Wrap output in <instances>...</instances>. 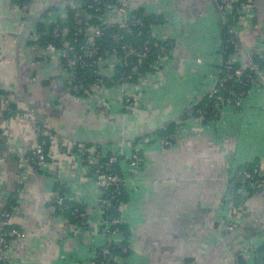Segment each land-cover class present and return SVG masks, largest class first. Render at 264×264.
<instances>
[{
    "label": "crops",
    "instance_id": "obj_1",
    "mask_svg": "<svg viewBox=\"0 0 264 264\" xmlns=\"http://www.w3.org/2000/svg\"><path fill=\"white\" fill-rule=\"evenodd\" d=\"M66 1L28 0L20 10L14 0H0V96L24 108L4 116L13 144L27 157L38 144L37 123L45 122L69 142L120 157L136 149L143 157L139 168L121 163L129 245L124 264H233L240 249H262L255 236L264 230V186L250 192L235 230L223 234L220 224L233 174L264 156V88L242 81L249 59L264 50V0H254V24L239 30L229 57L241 77L229 84L234 96H226L237 104L228 103L207 122L186 111L206 102L223 64L221 20L212 0H131L134 10L162 18L152 36L172 41L173 49L130 110L121 109L117 90L72 97L58 56L40 38L30 39L40 24L45 32L43 14ZM155 134L171 145L154 140ZM47 149L54 159L41 171L19 170L7 149L0 153V209L15 197L14 226L26 234L11 244L7 264H83L105 244L100 195L87 168L65 148ZM64 187L68 201L86 207L84 226L55 210L52 200Z\"/></svg>",
    "mask_w": 264,
    "mask_h": 264
},
{
    "label": "built area",
    "instance_id": "obj_2",
    "mask_svg": "<svg viewBox=\"0 0 264 264\" xmlns=\"http://www.w3.org/2000/svg\"><path fill=\"white\" fill-rule=\"evenodd\" d=\"M113 2L114 4L100 1L96 3L94 11L97 15L95 16L101 21L98 27L91 26L84 21L89 20L90 17L81 10L77 0H67L55 5L54 9L47 13L45 21H42L46 26L43 35L51 39L44 44V48L50 54L58 56L64 83L72 97H78L76 96L78 89L73 85L72 75L73 71L79 67L91 71L96 78L93 84L87 85L90 93L105 92L107 89L104 84H110L112 85L111 90H117L119 104H123L124 109L130 110L141 100L151 80L163 71L164 62L171 57L173 46L171 45V48L169 44L172 41H158L152 36L156 25L148 22L149 13L144 10L140 13L134 12L136 10L131 7V0H114ZM212 3L221 22L227 24V31L230 35L229 45L235 47L239 30L254 24V0H212ZM17 8L24 10L26 7L17 6ZM69 10H72L75 15L74 23L77 27L74 29H71L67 18ZM228 16L232 17L233 23H228ZM113 27L121 32H110ZM143 30L149 31L150 37L154 39L153 43L150 44L148 41L135 43L136 39L142 37ZM29 37L32 41H38L40 34L33 32ZM126 38L132 39L126 40ZM106 39L109 40L110 47L104 46ZM257 55L264 61V50ZM132 60L134 62H131ZM226 64L227 70L224 71V77L222 79L217 77L216 85L208 95L215 112L228 103L237 104V99H228L226 96L228 92L234 96L227 82L240 79L241 72L231 69L230 66L233 64L230 61ZM144 66H147L151 72L141 74L139 70ZM118 68H128V73L118 78L115 72ZM247 68L254 77L247 75L242 81L250 80L264 88V68H260L252 58L249 59ZM134 76L137 80L132 83L131 79ZM129 87L134 89V92H128L126 89ZM13 108L24 110L20 102H16L13 98L7 99L0 96V143L10 155L18 160L19 170L25 171L27 168L36 171L44 170L51 159H54L52 153L49 154L48 149L47 151L45 149L56 147L63 150L65 148L79 157L99 192L98 207L104 213L105 219L103 232L105 244L92 259L83 264H124L123 258L112 251L113 248L119 249L122 254H127L129 251L128 237L124 236L117 226L123 223L124 203L120 202V195L126 188V176L122 174L121 163L124 162L129 170H135L143 164V158L135 148L132 154L120 157L117 152L109 153L102 147L95 145L88 147L82 143L66 141L59 134L50 131L45 122L37 123L35 131L38 144L27 157H24L13 144L9 134V125L5 122L8 120L4 117L5 114L11 112ZM196 113L202 120L206 112L198 109ZM154 140L165 146L171 145L169 139L155 137ZM116 165L120 168V172L115 169ZM3 167H5L4 161L0 157V169ZM228 185L223 202L224 217L220 224V231L223 234L232 232L238 227L244 212L245 201L250 192L264 186V156L250 168L235 172ZM66 200H68L67 187H64L62 193L56 194L52 200L57 212L64 213L68 210ZM69 215L75 225L84 226L86 224V207L75 206L69 210ZM14 216L12 208L10 210L0 209V264L8 263V251L11 244L26 238L25 232L14 226ZM255 237L258 240L257 246L262 247L261 255L264 257V230ZM256 248V245L252 244L240 249L233 257V264H264V260L261 261V258H258Z\"/></svg>",
    "mask_w": 264,
    "mask_h": 264
},
{
    "label": "trees",
    "instance_id": "obj_3",
    "mask_svg": "<svg viewBox=\"0 0 264 264\" xmlns=\"http://www.w3.org/2000/svg\"><path fill=\"white\" fill-rule=\"evenodd\" d=\"M14 1L16 2V5L17 6H20V7H26L28 5V2H25L24 0H14ZM99 1L100 2H109L110 4H114V2H113L114 0H77L78 4L80 5L81 10L90 17L89 20H84V21L87 22L88 24H90L91 26L98 27L101 24V21L99 20V18L95 16L97 14L94 11V8L96 6V3L99 2ZM142 11L143 10H136L134 12L140 13ZM47 13H48V11L46 13H44L42 17L45 18L47 16ZM67 18H68V21L71 24V26H70L71 29L76 28L77 26L74 23L75 15H74V12L72 10H69L68 11ZM147 19H148V22L152 23L153 25H157V24L161 23V20H162V18L154 17L152 15L148 16ZM227 19H228V23H233L232 22V17L228 16ZM220 26H221V41H220V44H221L220 47H221V49H220V55L222 57V63L223 64L221 65V67H219V74H218L219 77H218V79H222L224 77V71L227 70V64L226 63L229 62V57L232 54H234V52H235V48L232 47V46H230L229 43H228V39H229L230 35L228 34V31H227L228 30L227 29V24H223L220 21ZM37 27H39V29H40V30L39 29L37 30V33L41 35V37H40L41 42L43 44H45L47 41H50L51 39L47 35H43L42 32H43L44 28H41V24L38 25ZM110 32H121V31H119L117 28L113 27V28H111ZM129 39H132V38H126V40H129ZM144 41L145 42L148 41L150 44L154 42V39L152 37H150L149 31H147V30H143L142 37H139L138 39H136L135 40V43L139 44V43H143ZM132 42H134V41H132ZM169 44H170V46L171 45L173 46V42H169ZM110 45L111 44H110L109 40L106 39L105 42H104V46L110 47ZM172 46H171V48H172ZM252 59H253V61L256 64L259 65L260 68H262V69L264 68V61L258 55H254ZM131 62H134V60H132ZM230 68L231 69H236L237 67L233 64V65L230 66ZM115 72H116V77L122 78L121 75H124L125 73H128V68H118ZM139 72L141 74H146V73H149L151 71H150V69L147 66H144V67H142L139 70ZM243 73H246V74H244V77L247 76V75H251L252 78L254 77V75L251 74V71H250L249 68H246ZM136 78L137 77L134 76L131 79V82L132 83L135 82V80H137ZM72 79H73L72 80L73 81V85L78 89V92L76 93V96H78V97H84L86 92H87L86 93V96L91 94L89 92L90 88L87 87V85L93 84L95 82V79H96L95 76L92 74L91 71H88L87 69L83 70V68H79L78 67L75 71H73ZM231 81L232 80H229L227 82V84H230ZM249 82H251V81L244 79V83H249ZM104 85H105V88L107 90H109V89L112 88V85H110V84L105 83ZM198 109L205 110V112H206L204 114V116H203L202 122L210 121V120H212V119H214L216 117V114L217 113L214 111L213 103L208 98V96L206 98V102H203V103L201 102V103L193 106L192 108H190L186 112H189L190 114H194V115L197 116L196 111ZM5 118L7 119V117H5ZM154 136L157 137V138H161V139H163V137H164L161 134L160 135L155 134ZM165 139H167V138H165ZM141 140H142V138L135 139L134 141H132V145L135 146V144L137 142H140ZM45 145H47V141H45ZM84 145L85 146H88V147L89 146H92L90 144H84ZM4 148L5 147H3V145L0 143V153L5 151L6 148L5 149ZM99 148H101V147H99ZM45 150L47 151V148ZM132 152H134V149L132 150ZM132 152H131V154H132ZM250 167H251V165L250 166L249 165H246L243 168H241L240 171L243 170V169H245V168H250ZM115 169L118 170V172H120V168L117 165H116V168ZM59 193H62V189H60ZM125 201H126V194H125V189H124L121 192V195H120V202L125 203ZM65 202H66L65 204H66L68 210H66L64 213L63 212L62 213L58 212V213L65 215L66 217L70 218L74 222V220L69 215V210L71 208L75 207V206H78V205H74V204H72V202H70L68 200H66ZM15 205H16V198L13 197L8 202V204H6V205H4L2 207V209H8V210H10ZM74 224H75V222H74ZM117 226L123 232L124 236H127L128 235L127 232H126V228H125L124 223H120ZM261 250L262 249H260V248L257 249V255H258V258L260 257L261 258V261H262V260H264V257L261 255L262 254V251ZM112 251L116 255L121 256L122 258H124L125 255H126V254H122L119 251V249H117V248H113Z\"/></svg>",
    "mask_w": 264,
    "mask_h": 264
},
{
    "label": "rangeland",
    "instance_id": "obj_4",
    "mask_svg": "<svg viewBox=\"0 0 264 264\" xmlns=\"http://www.w3.org/2000/svg\"><path fill=\"white\" fill-rule=\"evenodd\" d=\"M48 12H49V10H48ZM120 105H121V109H122L124 106H123V104H120Z\"/></svg>",
    "mask_w": 264,
    "mask_h": 264
},
{
    "label": "water",
    "instance_id": "obj_5",
    "mask_svg": "<svg viewBox=\"0 0 264 264\" xmlns=\"http://www.w3.org/2000/svg\"><path fill=\"white\" fill-rule=\"evenodd\" d=\"M244 210H245V208H244Z\"/></svg>",
    "mask_w": 264,
    "mask_h": 264
}]
</instances>
